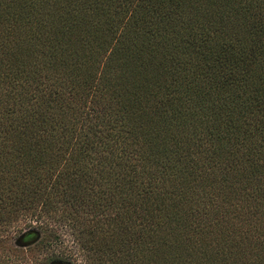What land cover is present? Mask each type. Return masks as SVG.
Wrapping results in <instances>:
<instances>
[{
    "label": "trees",
    "instance_id": "16d2710c",
    "mask_svg": "<svg viewBox=\"0 0 264 264\" xmlns=\"http://www.w3.org/2000/svg\"><path fill=\"white\" fill-rule=\"evenodd\" d=\"M61 223L79 264H264V0H0V239Z\"/></svg>",
    "mask_w": 264,
    "mask_h": 264
},
{
    "label": "rangeland",
    "instance_id": "374dc122",
    "mask_svg": "<svg viewBox=\"0 0 264 264\" xmlns=\"http://www.w3.org/2000/svg\"><path fill=\"white\" fill-rule=\"evenodd\" d=\"M70 231L68 224L61 223L58 227L60 235L44 245L45 241L50 240L44 231L37 226L24 227L18 234H2L0 244L9 247L14 262L20 261L18 264H79V255L74 258H62L68 256L70 250L75 247L73 242L71 244Z\"/></svg>",
    "mask_w": 264,
    "mask_h": 264
}]
</instances>
